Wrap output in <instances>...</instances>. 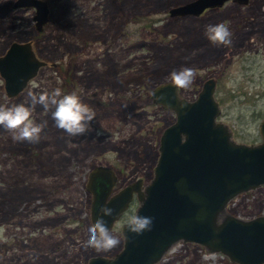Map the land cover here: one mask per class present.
<instances>
[{"label": "rangeland", "instance_id": "374dc122", "mask_svg": "<svg viewBox=\"0 0 264 264\" xmlns=\"http://www.w3.org/2000/svg\"><path fill=\"white\" fill-rule=\"evenodd\" d=\"M12 1L0 0V53L10 40L30 39L47 64L12 97L4 95L0 77V104L32 107V118L47 121V127L39 143H29L13 141L0 126V264H86L92 254H115L122 244L120 227L137 204L109 228L120 239L116 248L86 247L92 224L87 174L94 165H108L115 187L152 178L158 136L174 112L152 102L150 91L170 81L173 70H195L193 83L178 89L188 100L204 77L218 72L216 120L236 142L261 141L264 0H227L199 15L181 16L169 15L168 8L186 0H46L50 13L41 30L34 27L32 8H14ZM218 23L230 28L231 45L207 39L206 26ZM57 87L64 94L76 92L95 111L92 132L69 136L55 127L50 110L30 104L29 93ZM225 214L243 219L264 214V184L232 197L220 216ZM153 264L236 263L178 240Z\"/></svg>", "mask_w": 264, "mask_h": 264}, {"label": "water", "instance_id": "95a60500", "mask_svg": "<svg viewBox=\"0 0 264 264\" xmlns=\"http://www.w3.org/2000/svg\"><path fill=\"white\" fill-rule=\"evenodd\" d=\"M227 0H186L168 8L169 15H199L204 9ZM230 1V0H229ZM245 3L247 0H231ZM12 7L29 8L36 30L48 19L46 0H13ZM30 39L12 40L0 54L4 95L24 89L47 62L35 54ZM192 100L178 95L170 81L152 87V102L171 110L172 122L158 136L152 178L140 187L141 178L113 192L116 175L108 165H94L85 187L91 191L89 217L97 218L100 205L114 209L104 217L110 228L136 193L134 215L153 218L150 231L135 235L121 226V247L115 255L90 256L86 264H153L178 240L194 242L208 251L220 252L236 264H264V214L243 219L220 213L229 200L264 184V116L258 123L260 140L236 142L216 116L221 112L214 99V78H205ZM183 105V107H181ZM221 217V218H220Z\"/></svg>", "mask_w": 264, "mask_h": 264}, {"label": "clouds", "instance_id": "9594fccd", "mask_svg": "<svg viewBox=\"0 0 264 264\" xmlns=\"http://www.w3.org/2000/svg\"><path fill=\"white\" fill-rule=\"evenodd\" d=\"M205 35L215 45L229 46L232 43V32L225 23L207 25ZM195 77V70L187 66L169 73L170 82L177 89H187ZM29 97L32 106L38 104L45 110H50L55 127L69 136H83L93 131L92 122L96 113L82 102L76 92L64 94L61 88L57 87L51 92L29 93ZM0 126L11 133V138L15 142L39 143L47 127V121L36 122L32 118V107L23 103L10 106L0 104ZM113 214L114 209L107 204L99 206L95 222L87 229L86 247L97 252H109L120 244V239L109 230L104 219ZM152 224L153 218L148 216L132 215L127 220L128 231L135 235L150 231Z\"/></svg>", "mask_w": 264, "mask_h": 264}, {"label": "flooded vegetation", "instance_id": "af4514ba", "mask_svg": "<svg viewBox=\"0 0 264 264\" xmlns=\"http://www.w3.org/2000/svg\"><path fill=\"white\" fill-rule=\"evenodd\" d=\"M13 40H16V39H13ZM25 40H27V39H25ZM10 41H12V40H10ZM10 41H9V42H10ZM17 41H23V40H17ZM7 45H9V43H8ZM7 45H6V46H7ZM6 48H7V47H6ZM4 49H5V48H4ZM245 50H247V47H243V50H242L241 52H243V51H245ZM3 51H4V50H3ZM3 51H2V52H3ZM2 52H1V53H2ZM241 52H240V53H241ZM1 53H0V54H1ZM223 55H225V54H223ZM219 75H220V74H219L218 72H217V73H214V75H212V76H211V75H207L206 77L203 78V80H205V78H207V77H211V79L214 78V89L216 90V84H217V81L219 80ZM203 80L200 81V83H199V87L202 85ZM199 87H198V88H199ZM198 88H197V89H198ZM2 89H3V86H2ZM215 90H213V96H214V99L217 100L216 97H215V95H214ZM197 91H198V90H197ZM216 102H217L218 107H219V100H217ZM137 178H141V177H136L135 179H137ZM135 179H132V180H129V181L124 182V183L122 184V186L126 185V184L129 183V182H132V181L135 180ZM142 179H143V178H141V182H140V187H141V188H143V186H144V184H145V183L143 182ZM115 183H116V182H115ZM115 183H114V184H115ZM122 186L120 185V186H118V187H117V186L115 187V186L113 185V187H112V191H111V194H112L113 192L119 190L120 187L122 188ZM138 200H139V199H137V195H136V193L133 192L132 197H131V200L128 201L127 206L125 207L124 211L120 213V216L118 217V219H120L121 216L123 215V213L129 209V207L131 206L132 203L136 202V204H138ZM90 203H91V202H90ZM90 203H89V205H90ZM135 206H137V205H135ZM135 208H136V207H135ZM134 211H136V210L134 209ZM132 215H134V212H133ZM118 219H116V220H118ZM116 220H114V221H116ZM126 222H127V221H125L124 223H126ZM113 223H114V222H113ZM113 223H112V224H113ZM122 225H124V224H122ZM122 225H121V226H122ZM120 232H121V227H120ZM122 244H123V242H122ZM120 247H121V246H120ZM115 252H116V251H115ZM94 255H95V254H92V255H90V256H94ZM113 255H115V254H113ZM90 256H89V257H90ZM111 256H112V255H111ZM89 257L87 258V261H88ZM86 263H87V262H86Z\"/></svg>", "mask_w": 264, "mask_h": 264}]
</instances>
